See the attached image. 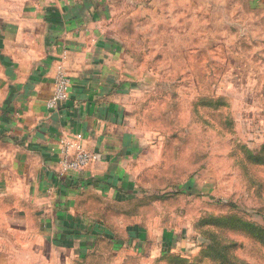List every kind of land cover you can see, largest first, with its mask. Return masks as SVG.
Segmentation results:
<instances>
[{
	"label": "rangeland",
	"instance_id": "374dc122",
	"mask_svg": "<svg viewBox=\"0 0 264 264\" xmlns=\"http://www.w3.org/2000/svg\"><path fill=\"white\" fill-rule=\"evenodd\" d=\"M93 1L147 87L133 122L147 147L114 192L129 200V248L160 243L164 264H264V0ZM60 217L55 242L90 231Z\"/></svg>",
	"mask_w": 264,
	"mask_h": 264
},
{
	"label": "crops",
	"instance_id": "0c3cea01",
	"mask_svg": "<svg viewBox=\"0 0 264 264\" xmlns=\"http://www.w3.org/2000/svg\"><path fill=\"white\" fill-rule=\"evenodd\" d=\"M90 2L0 0V264H164L160 243L129 248V200L114 193L132 185L133 155L147 147L133 133L146 83L134 80L121 42L104 31L103 5ZM259 20L255 51L264 46ZM263 48L254 55L264 58ZM59 70L70 89L51 110ZM61 141L71 155H90L84 169L60 164ZM59 217L90 231L73 226L55 242L66 228L53 224Z\"/></svg>",
	"mask_w": 264,
	"mask_h": 264
},
{
	"label": "built area",
	"instance_id": "2783aa9c",
	"mask_svg": "<svg viewBox=\"0 0 264 264\" xmlns=\"http://www.w3.org/2000/svg\"><path fill=\"white\" fill-rule=\"evenodd\" d=\"M70 89V78L63 70H59L55 76L54 92L48 102V108L56 110L59 108L61 103L65 102L68 97ZM62 144V154L60 164L73 171H81L84 169L91 160L88 154H77L71 155L68 151L67 145L64 141Z\"/></svg>",
	"mask_w": 264,
	"mask_h": 264
}]
</instances>
